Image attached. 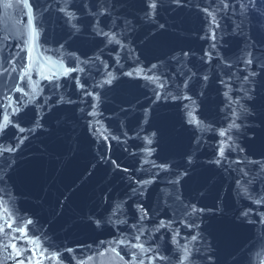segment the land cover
Segmentation results:
<instances>
[{
  "label": "water",
  "instance_id": "water-1",
  "mask_svg": "<svg viewBox=\"0 0 264 264\" xmlns=\"http://www.w3.org/2000/svg\"><path fill=\"white\" fill-rule=\"evenodd\" d=\"M151 2L0 0V264H264V0Z\"/></svg>",
  "mask_w": 264,
  "mask_h": 264
},
{
  "label": "snow or ice",
  "instance_id": "snow-or-ice-1",
  "mask_svg": "<svg viewBox=\"0 0 264 264\" xmlns=\"http://www.w3.org/2000/svg\"><path fill=\"white\" fill-rule=\"evenodd\" d=\"M176 2L179 3L180 0H176ZM248 2H249V5L252 6V7H255V6H256V0H248ZM221 4L223 5L224 8H228V7H229V5H228L227 3H224V0H221ZM7 6H8V7H11L10 4L7 5ZM242 6H243V5H242ZM156 7H157L156 0H152V2H151V4H150V8H151V9H155ZM61 11H62V12H63V11H66V9L62 8ZM29 12L31 13V8H30V7H29ZM72 16H73V18H74V13L72 14ZM31 23H32V21L30 20V21H29V24H31ZM73 27L75 28L76 25L74 24ZM101 31H102V30H101ZM104 34L107 35V33H104ZM248 63L251 64L252 61L249 60ZM152 67L155 68L156 66L153 65ZM67 71H71V69H69V70H67ZM252 74L255 75V73H252ZM129 75H131V73H129ZM205 79H207V77H205ZM246 79H247V77H246ZM106 83H111V79H109L108 81H106ZM159 87H160V88H163V87H164V84H163V83H160V84H159ZM81 88H83V85H81ZM17 91H23V89H22V88H17ZM25 95H27V93H25ZM197 123H199V122L197 121ZM10 125H11V121L9 120V117H8L7 115H4V116H3V121L0 122V134H3L4 131H5V128L8 127V126H10ZM232 127H238V125H236L235 123H233ZM19 130H20L21 132L24 131L23 128H20ZM101 135H103V133H101ZM220 135H221V136H224V135H225V132H223V131L220 132ZM105 139H107V137H105ZM114 139H115V137H114ZM148 143L151 144L152 141L149 140ZM14 150H15V149H14V147H13V148H5V149H3L2 151H7V152L11 153V152L14 151ZM2 151H0V154H2ZM224 154H225V149H224L223 147H221V149H220V155H221V156H224ZM113 163H114V162H113ZM159 167L163 168V167H166V166H165V165H160ZM143 183H144V184H147V183H149V181L145 180V181H143ZM261 202H262L261 200H257V201H256L257 204H259V203H261ZM193 211H195V209H193ZM31 223H32V221H28V224H31ZM97 223H99V222H97ZM8 227L11 228L12 225H11V224H8ZM16 230H17V232L24 233L25 236L27 235V233H26V231H25L24 228H17ZM0 231H3V227H2V226H0ZM137 239H139V237H137ZM192 240H196V237H195V236H192ZM29 242H30V243H37L36 241H33V240H29ZM114 243H117V244L123 245L125 242H124L123 240H119V241H116V242H114ZM10 246H11L12 248H16V245H15V244H12V245H10ZM6 247H7V246H6ZM134 247H138V248L140 249L141 252L148 251V249H145V248H144V245H143V244L135 245ZM112 250H113L114 252L116 251L115 248H113ZM69 251H71V250H69ZM19 255H20V252H19V250L17 249V256H19ZM117 255H119V253H117ZM51 259H59L58 254H54L53 257H52ZM159 259H160V260H164V259H166V257L161 256V257H159ZM187 259H188V249L185 248V260H187ZM20 264H23V261H20ZM140 264H143V260L140 261Z\"/></svg>",
  "mask_w": 264,
  "mask_h": 264
}]
</instances>
